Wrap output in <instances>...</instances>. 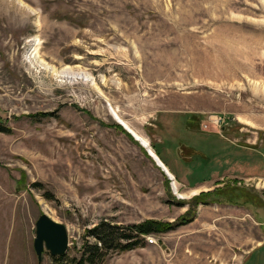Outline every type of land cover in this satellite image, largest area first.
Segmentation results:
<instances>
[{
	"label": "rangeland",
	"instance_id": "rangeland-1",
	"mask_svg": "<svg viewBox=\"0 0 264 264\" xmlns=\"http://www.w3.org/2000/svg\"><path fill=\"white\" fill-rule=\"evenodd\" d=\"M0 122V264H57L41 213L62 264L100 220L181 217L97 264H264V0H0Z\"/></svg>",
	"mask_w": 264,
	"mask_h": 264
},
{
	"label": "trees",
	"instance_id": "trees-1",
	"mask_svg": "<svg viewBox=\"0 0 264 264\" xmlns=\"http://www.w3.org/2000/svg\"><path fill=\"white\" fill-rule=\"evenodd\" d=\"M45 115L50 114L41 112L38 115L32 114L31 117ZM112 125L119 127V125L116 123ZM6 131L7 129L4 128V123L0 122V132ZM151 149L163 163L159 150L153 143L151 144ZM187 149H192V151L189 153V150ZM179 152H181V157L188 156L189 159L195 155H201L193 147L189 148L188 146L184 145L179 147ZM236 195L237 194L233 193L232 197L234 198ZM188 221H190V218L181 217L173 222H161L150 219L126 225H115L111 224L110 222L100 220L91 228L87 229V234L93 240L91 242L84 240L81 244L79 255L67 257L64 264H97L101 261V259H103L109 249L114 251L130 250L132 248L141 246L144 243V236L165 233ZM64 253L58 256H52V259H54L57 264H62L61 260L65 257Z\"/></svg>",
	"mask_w": 264,
	"mask_h": 264
},
{
	"label": "water",
	"instance_id": "water-1",
	"mask_svg": "<svg viewBox=\"0 0 264 264\" xmlns=\"http://www.w3.org/2000/svg\"><path fill=\"white\" fill-rule=\"evenodd\" d=\"M116 123L119 124L118 122ZM138 143L140 144V142ZM142 148L146 151L147 155L152 158V160L157 159L156 156L152 157L149 154V150L146 149L144 146H142ZM154 163L170 180L171 178L168 172L166 171L165 167H163L164 165L161 163V161L154 160ZM66 247L67 235L64 225L52 220L45 213L39 214L34 221V236L32 239V250L36 256V260L40 261L41 254L43 251H47L50 256H58L65 252Z\"/></svg>",
	"mask_w": 264,
	"mask_h": 264
},
{
	"label": "bare ground",
	"instance_id": "bare-ground-1",
	"mask_svg": "<svg viewBox=\"0 0 264 264\" xmlns=\"http://www.w3.org/2000/svg\"><path fill=\"white\" fill-rule=\"evenodd\" d=\"M118 121L121 123V126L127 130L129 132V134L135 139L137 140L138 142H140V145L141 146H144L146 149L149 150V154L152 156V157H155L156 155L153 153L152 149H150L147 141L142 137L140 136L137 132H135L134 130H132L124 121H122L119 117H117ZM157 157V156H156ZM158 159V160H157ZM157 159H153L155 161H160L159 158L157 157ZM162 163V162H161ZM163 164V163H162ZM165 167V166H163ZM166 171H167V168L165 167ZM168 172V171H167ZM169 176H170V173L168 172ZM171 179V185H172V177H170ZM174 185V190L177 192V188H176V185L175 183H173ZM173 188V186H172ZM181 197L183 196V194H179Z\"/></svg>",
	"mask_w": 264,
	"mask_h": 264
}]
</instances>
